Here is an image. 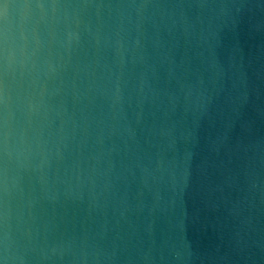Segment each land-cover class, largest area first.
Segmentation results:
<instances>
[{"label":"clouds","instance_id":"obj_1","mask_svg":"<svg viewBox=\"0 0 264 264\" xmlns=\"http://www.w3.org/2000/svg\"><path fill=\"white\" fill-rule=\"evenodd\" d=\"M257 33L264 0H0V264H264Z\"/></svg>","mask_w":264,"mask_h":264},{"label":"water","instance_id":"obj_2","mask_svg":"<svg viewBox=\"0 0 264 264\" xmlns=\"http://www.w3.org/2000/svg\"><path fill=\"white\" fill-rule=\"evenodd\" d=\"M261 39H264V37H262L259 33L256 34L255 38L252 40V44L253 46L258 43ZM199 226V225H197Z\"/></svg>","mask_w":264,"mask_h":264}]
</instances>
